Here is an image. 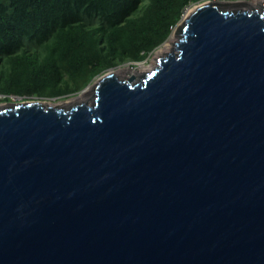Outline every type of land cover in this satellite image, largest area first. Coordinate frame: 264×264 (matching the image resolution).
<instances>
[{
    "label": "water",
    "instance_id": "1",
    "mask_svg": "<svg viewBox=\"0 0 264 264\" xmlns=\"http://www.w3.org/2000/svg\"><path fill=\"white\" fill-rule=\"evenodd\" d=\"M220 2L91 103L0 107V264H264V1Z\"/></svg>",
    "mask_w": 264,
    "mask_h": 264
},
{
    "label": "trees",
    "instance_id": "2",
    "mask_svg": "<svg viewBox=\"0 0 264 264\" xmlns=\"http://www.w3.org/2000/svg\"><path fill=\"white\" fill-rule=\"evenodd\" d=\"M202 1L0 0V100L77 94L110 68L146 59Z\"/></svg>",
    "mask_w": 264,
    "mask_h": 264
},
{
    "label": "rangeland",
    "instance_id": "3",
    "mask_svg": "<svg viewBox=\"0 0 264 264\" xmlns=\"http://www.w3.org/2000/svg\"><path fill=\"white\" fill-rule=\"evenodd\" d=\"M204 1H207V0H204ZM224 1H229V2H231V4L230 5H228V6H223V4L222 5H219L221 8H222V10H225V9H227V10H229V11H231V10H237V9H245V10H249V9H255V8H258V7H260V5H261V3L264 1V0H246V1H249V3L248 4H246V5H241V4H239V5H237V4H235L234 2L235 1H243V0H224ZM200 3V2H199ZM235 5H234V4ZM198 4V3H197ZM197 4H195V5H191V6H188L184 11H183V13H182V16H181V18H180V20H179V22L177 23V25H175L174 27H173V29H172V32H171V34L169 35V37L166 39V41L164 42V43H162L160 46H158L155 50H153L149 55H148V57L146 58V59H144L143 61H141V62H139V63H123V64H121V65H119V66H117V67H115V68H113V70L115 69H118L119 67H123V66H128V65H130L131 66V64H132V66L134 67V68H137L138 70H139V72L136 74V76H135V80H134V82L135 81H137V80H139L140 78H142L144 75H146V74H148L151 70H153L156 66H158V60H157V58L158 57H160V56H165V55H167L170 51H172V50H174V48H175V42L177 41H179V39L181 38V32L179 31V26L180 25H182V23H183V21L186 19V17H185V15L187 14V13H190L189 11H191L192 9H194V7L197 5ZM174 33V34H173ZM174 35V36H173ZM172 36H173V38H172ZM166 42H168V46H167V49H165L164 48V44L166 43ZM160 48H162V49H165L164 51H161L159 54L160 55H158L157 56V51H158V49H160ZM161 49V50H162ZM101 75H98V76H96L94 79H93V81H91L90 82V84L89 85H92V84H94L97 80H98V77H100ZM118 76L120 77V78H126V77H128V76H131V75H125V76H123V74H118ZM87 89V87L84 89V90H86ZM83 90V91H84ZM83 91H80L79 93H77V94H72V95H70V96H68L66 99H40L41 101H44V102H48L49 104H51V103H53V104H55V105H57V104H63V102H66V101H69V103L68 104H66V105H63L62 107H65V108H67V107H69V106H72L73 104H75V103H79V102H87V103H91L92 102V100L94 99V96H95V94H94V92L93 91H85V92H87L86 93V95L84 96V98L81 100V101H78V102H71L70 101V99H72V98H75V97H78ZM0 97H2L1 95H0ZM13 102H15V100H13L12 98H11V100H4V99H1L0 100V106H7V105H10V104H13Z\"/></svg>",
    "mask_w": 264,
    "mask_h": 264
},
{
    "label": "bare ground",
    "instance_id": "4",
    "mask_svg": "<svg viewBox=\"0 0 264 264\" xmlns=\"http://www.w3.org/2000/svg\"><path fill=\"white\" fill-rule=\"evenodd\" d=\"M222 3L223 2H220V3H218L219 5H222ZM237 3V5H239V4H241V5H246V4H248L249 3V1H247L246 2V0H243V1H241V2H236ZM235 5V4H234ZM194 9H195V7H194ZM194 9H192L191 11H189L190 13L192 12V11H194ZM242 10V9H241ZM190 13H187L186 15H185V17L187 16H189L190 15ZM186 17V18H187ZM186 20V19H185ZM184 20V21H185ZM174 34V33H173ZM174 36V35H173ZM173 36H172V38H173ZM167 46H168V42H166L165 44H164V48L165 49H167ZM175 47H176V44H175ZM162 48H160V49H158V51H157V56L158 55H160L159 53L161 52V51H164L165 49H162ZM175 49V48H174ZM159 64V63H158ZM157 67V66H156ZM139 72V70L137 69V68H134L133 66H130V65H128V66H123V67H119L118 69H114V70H112V73H114V76H116V78L117 79H119V80H125V79H128V77H130V76H128V75H134V76H136V74ZM118 74H123V76H125V75H127L128 77H126V78H120L119 76H118ZM99 79H101V78H99L98 77V80L94 83V84H92V85H89L88 87H87V91H95V86L99 83ZM86 90H84L78 97H75V98H72V99H70V101L71 102H78V101H81L83 98H84V96L86 95V93L87 92H85ZM69 103V101H66V102H63V104H57V105H55V104H53V103H51V104H49L48 102H44V101H41L40 102V104H42V105H45V106H54V107H62L63 105H66V104H68ZM79 103H81V102H79ZM87 103V102H86ZM0 107H3V106H0Z\"/></svg>",
    "mask_w": 264,
    "mask_h": 264
},
{
    "label": "clouds",
    "instance_id": "5",
    "mask_svg": "<svg viewBox=\"0 0 264 264\" xmlns=\"http://www.w3.org/2000/svg\"><path fill=\"white\" fill-rule=\"evenodd\" d=\"M1 96L3 97L4 95H1ZM2 97H0V98H2ZM14 97H15V96H12V99H13V100H15Z\"/></svg>",
    "mask_w": 264,
    "mask_h": 264
},
{
    "label": "built area",
    "instance_id": "6",
    "mask_svg": "<svg viewBox=\"0 0 264 264\" xmlns=\"http://www.w3.org/2000/svg\"><path fill=\"white\" fill-rule=\"evenodd\" d=\"M15 98V97H14ZM16 99V98H15Z\"/></svg>",
    "mask_w": 264,
    "mask_h": 264
}]
</instances>
